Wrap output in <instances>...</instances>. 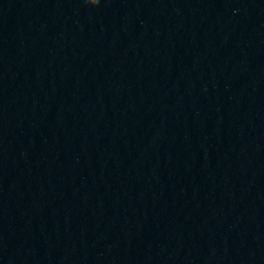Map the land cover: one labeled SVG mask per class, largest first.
<instances>
[{"label": "clouds", "instance_id": "clouds-1", "mask_svg": "<svg viewBox=\"0 0 264 264\" xmlns=\"http://www.w3.org/2000/svg\"><path fill=\"white\" fill-rule=\"evenodd\" d=\"M85 2L89 7L95 8L99 5L100 0H85Z\"/></svg>", "mask_w": 264, "mask_h": 264}]
</instances>
